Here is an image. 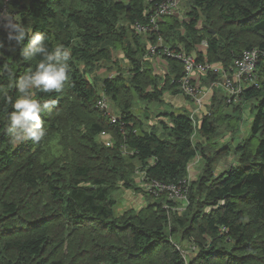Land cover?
<instances>
[{
    "label": "trees",
    "instance_id": "16d2710c",
    "mask_svg": "<svg viewBox=\"0 0 264 264\" xmlns=\"http://www.w3.org/2000/svg\"><path fill=\"white\" fill-rule=\"evenodd\" d=\"M161 1L9 0V11L43 33L49 50L62 46L70 58L60 91H36L50 105L42 114L47 135L13 146L3 131L8 101L40 58L24 59L28 39L9 42L0 30V264H186L172 239L196 246L187 264H264V0H180L168 16L156 15ZM153 16L165 45L225 71L244 50L261 51L256 85H244L238 104L215 89L211 114L197 127L186 110L157 112V123L145 124L151 116L134 113L136 103H162L167 90L180 94L173 81L183 74L178 60L159 56L167 69L161 75L152 57L144 59L157 35L135 27L152 25ZM220 75L211 72L201 82L210 85ZM104 98L109 110L98 106ZM247 103L256 111L250 135L236 148H243L237 164L217 173L231 148L215 138L222 127L236 128L222 125L232 118L225 110ZM198 156L204 165L181 212L167 194L156 198L136 187L138 168L148 181L178 183ZM122 188L143 192L144 206L117 213L115 193Z\"/></svg>",
    "mask_w": 264,
    "mask_h": 264
},
{
    "label": "built area",
    "instance_id": "2783aa9c",
    "mask_svg": "<svg viewBox=\"0 0 264 264\" xmlns=\"http://www.w3.org/2000/svg\"><path fill=\"white\" fill-rule=\"evenodd\" d=\"M9 0H4L3 7L0 10L2 14L5 10L9 11ZM180 0H164L156 4L154 9L156 10V15L168 16L174 14L179 8ZM156 17L153 16L151 19L152 25H136L135 29L139 33H149L150 35L156 34L159 38V46L152 44L148 50L152 54V51H158L160 56H167L178 60L183 65V74L177 79L176 84L177 88L181 92L180 94L184 95L186 98L191 100L197 108L204 107V98L208 95L212 96L215 89H222L227 97V102L231 104H238L243 100L244 85H247V82L256 85V76L254 75V70L258 64L261 56V51L258 49L244 50L239 58L234 60V66L230 67L228 71H225L220 66H215L209 63L207 60L199 61L195 54H188L184 50H175L168 45H163L161 43V33L156 24ZM2 16H0V25H2ZM4 28L0 26V30ZM152 46H155L152 48ZM208 44L206 41L201 43V49L206 52ZM1 55V48H0ZM222 73L221 79L215 82H212L209 86L203 87L200 85L201 79L206 77L209 73ZM198 79V80H197ZM209 97V98H210ZM101 110H109V105L107 99H103L98 104ZM194 126L196 127V122L194 120L193 114L190 116ZM112 122H116L117 118L112 114ZM196 132V131H195ZM103 135H105L103 133ZM108 136V135H107ZM109 137V136H108ZM194 137V136H193ZM192 137V138H193ZM104 140V139H103ZM109 147L113 146V141H103ZM189 176L180 180L178 183H165L157 180L148 181L145 179V174H142L143 179L146 181L145 188L143 190L156 198L160 197L163 194L168 195V199L174 203H182L181 207H173V210L182 211L186 208L188 204V192L191 184V165L188 167ZM181 209V210H179ZM177 250L180 252L181 256L185 260V263H188L189 256L191 252L196 250V246L192 243L188 244V247H182L176 245Z\"/></svg>",
    "mask_w": 264,
    "mask_h": 264
},
{
    "label": "clouds",
    "instance_id": "9594fccd",
    "mask_svg": "<svg viewBox=\"0 0 264 264\" xmlns=\"http://www.w3.org/2000/svg\"><path fill=\"white\" fill-rule=\"evenodd\" d=\"M0 16L3 21L0 26L5 29L9 42L24 44L25 39H28L21 49V56L24 59L40 58L34 70L25 72L15 82L19 95L8 101L12 110L7 113V127L3 131L10 136L13 146L28 141L40 142L47 135L42 114L50 105L39 100L36 91L50 93L62 89L68 79L67 61L70 53L62 46L49 50L45 35L27 28L15 13L5 10ZM2 47L3 41L0 40V48Z\"/></svg>",
    "mask_w": 264,
    "mask_h": 264
},
{
    "label": "rangeland",
    "instance_id": "374dc122",
    "mask_svg": "<svg viewBox=\"0 0 264 264\" xmlns=\"http://www.w3.org/2000/svg\"><path fill=\"white\" fill-rule=\"evenodd\" d=\"M185 6L184 4L181 5L180 11H182V15L185 13ZM162 41L161 43L163 45H165V39L163 37V35H161ZM155 46H157L158 48H160L159 46V38L156 37L153 40ZM155 46H152L155 47ZM151 50V49H150ZM150 50H147V53L144 55V59H150L151 57V63L155 66V68H157V72L160 73L161 75H165L166 73V68L164 66H162V62H157L158 57L160 56L158 54V51H152V54L150 53ZM195 54V53H192ZM196 55V54H195ZM197 56V55H196ZM123 58V55L120 53V55H118V59ZM99 74L104 73L103 70L98 72ZM210 74V73H209ZM206 75V77L209 76ZM222 74V73H220ZM221 76V75H220ZM198 80V79H197ZM175 84L176 82L173 81ZM215 82V81H213ZM162 84L164 85L165 82H162ZM200 85L203 87H207L209 85H204L202 84V82H200ZM176 89L177 88V84H176ZM179 90V89H178ZM180 92V91H179ZM181 93V92H180ZM210 95L206 96L204 98V107L203 108H197V106L191 101L186 99V97L182 94H179L177 91H174V89L172 90H167L164 92L163 95V101L161 102H152V103H147L145 101H140L136 103V108L134 110V113H136L140 118L143 119V117L145 116V113H148L151 118L148 120H144L145 124H148V126H151L155 123H157V118H156V113L157 112H171V111H176V112H182V110H186L190 116L193 114L194 120L196 122V127L199 124V122H201V120L204 117H208L211 114V110H209V104H210V100H209ZM148 109V110H147ZM251 109V105L250 104H246L245 106L242 107V109L238 110L235 109L234 106H230L229 108H226L225 113L229 114L232 116V118L230 119V121H226V124H222L224 125V127L229 123L230 125L234 126L236 125V128H233L234 132L232 131V133L234 134V136L232 137V135L229 133V131L227 132L226 129L223 130L222 128H220V131L218 133V136H216L215 140L220 142V147L225 144L226 146H229L231 148V153L230 155H226L223 158H221L219 165L217 167V173H219L220 171H222L223 169L237 164L240 152L243 151V148L240 149H236L239 147V145L243 142V139H247L250 135V127H251V122L255 116L256 111H252V113L250 112ZM151 128H149L148 130H150ZM161 130V129H160ZM196 133V132H195ZM195 133H194V137H195ZM228 134V135H227ZM193 137V138H194ZM226 137V138H225ZM232 138V140H231ZM104 141H109V137L107 135H104ZM258 142V138L254 139L253 141V145L255 146ZM204 165V160L200 159V162L198 163V165H196V168H193L194 171L197 172V174H195L193 176V171H191V177L192 180L195 179V177H197L201 171H202V166ZM142 172L139 168L136 170V187L138 188H145V184L146 181L143 179L142 174L140 173ZM116 199L118 200V205H117V213H122L125 210H140L144 204L146 203V199L147 197L144 195L143 192H138L134 189H121L120 191L118 190L115 193ZM177 205L174 207H181L182 203L180 202H176ZM181 210V209H179ZM181 212V211H180ZM173 242H175V245H179L182 247L187 248V246L183 245L180 242H177L175 240L172 239Z\"/></svg>",
    "mask_w": 264,
    "mask_h": 264
},
{
    "label": "crops",
    "instance_id": "0c3cea01",
    "mask_svg": "<svg viewBox=\"0 0 264 264\" xmlns=\"http://www.w3.org/2000/svg\"><path fill=\"white\" fill-rule=\"evenodd\" d=\"M204 78H206V77H204ZM212 97H213V94H212V96L209 98L210 103H211V101H212V99H211ZM186 99H187V98H186ZM187 100H188V99H187ZM229 133L232 135V137L234 136V134L232 133V131L229 132ZM105 135H108V134H105ZM227 135H228V134H227ZM108 136H109V135H108ZM100 137H101V140L104 141V140H103V139H104V135L101 134ZM225 138H226V137H225ZM109 139H111L110 136H109ZM231 140H232V138H231ZM218 142H219V141H218ZM219 144H220V143H219ZM200 159H201V157L198 156L196 159H194V160L190 163V165H191V171H193V172H192V173H193V176H194L195 174H197V172L194 171L193 168H196V165H198V163L200 162ZM182 244L188 247V244H186V243H182Z\"/></svg>",
    "mask_w": 264,
    "mask_h": 264
}]
</instances>
